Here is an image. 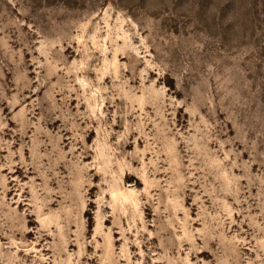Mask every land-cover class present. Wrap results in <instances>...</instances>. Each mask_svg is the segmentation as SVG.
I'll return each mask as SVG.
<instances>
[{"label": "rangeland", "instance_id": "rangeland-1", "mask_svg": "<svg viewBox=\"0 0 264 264\" xmlns=\"http://www.w3.org/2000/svg\"><path fill=\"white\" fill-rule=\"evenodd\" d=\"M114 262L264 264V0H0V264Z\"/></svg>", "mask_w": 264, "mask_h": 264}, {"label": "bare ground", "instance_id": "bare-ground-1", "mask_svg": "<svg viewBox=\"0 0 264 264\" xmlns=\"http://www.w3.org/2000/svg\"><path fill=\"white\" fill-rule=\"evenodd\" d=\"M88 131V130H87ZM90 134H91V132H90ZM140 141H141V138L140 137H138V138H136L135 139V142H137V143H140ZM124 145L122 146V147H128V146H130L132 143H133V140H131L130 138H126L124 141ZM122 149V148H121ZM123 151V150H122ZM85 153H87L88 152V149H86L85 151H84ZM128 175V174H127ZM129 176V175H128ZM113 195H115L114 193H113ZM57 199H54V200H51L50 201V204H53L55 201H56ZM185 201H187V197L185 198ZM61 202V201H60ZM111 230V229H110ZM110 236V235H109ZM122 238V237H121ZM108 239H110L111 240V237H109ZM109 240V241H110ZM111 242V241H110ZM114 243V242H113ZM106 246V245H105ZM112 248V247H111ZM205 250H202V251H200L201 253H203ZM110 255V254H109ZM108 257H110V256H108ZM112 257H114L113 255H112ZM112 257L111 258H109V259H111L112 260ZM108 259V260H109ZM113 260H114V258H113ZM112 260V261H113ZM127 261H129V257H127V259H126ZM110 261V260H109ZM157 263H159L160 261H156ZM119 263V262H118ZM111 264V263H110ZM114 264H115V262H114Z\"/></svg>", "mask_w": 264, "mask_h": 264}]
</instances>
